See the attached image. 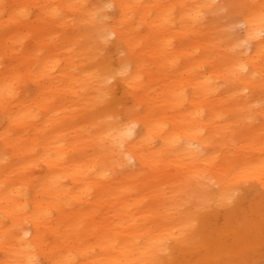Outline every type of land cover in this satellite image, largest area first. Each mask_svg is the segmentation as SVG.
<instances>
[{"label":"bare ground","instance_id":"6f19581e","mask_svg":"<svg viewBox=\"0 0 264 264\" xmlns=\"http://www.w3.org/2000/svg\"><path fill=\"white\" fill-rule=\"evenodd\" d=\"M109 4L116 8L104 7ZM36 5L46 6L39 27L31 16ZM262 5L264 0H0V264H26L31 255L47 262L54 252L68 264H201L238 245V236L213 239L203 229L195 230V239L207 244L189 245L181 238L188 230L181 209L191 197L216 204L241 193L229 213L239 228L246 196L259 207ZM96 13L100 19H93ZM105 30L123 35L125 47L134 42L147 77L132 90L140 92L146 110L133 117L135 142L127 153L135 166L117 163L120 121L99 123L106 119L97 99L103 85L90 75L100 67L91 50ZM53 57L56 64L45 75L41 62ZM109 57L119 64V44L110 46ZM6 77L20 96L7 122ZM120 95H126L123 85ZM146 117L159 146L138 155ZM172 137L179 139L169 146ZM198 149L201 159L194 158ZM213 215L222 222L223 207ZM105 233L111 234L108 243L101 242ZM153 241L163 243L153 249ZM259 256L257 251L254 258Z\"/></svg>","mask_w":264,"mask_h":264},{"label":"snow or ice","instance_id":"6c2138e0","mask_svg":"<svg viewBox=\"0 0 264 264\" xmlns=\"http://www.w3.org/2000/svg\"><path fill=\"white\" fill-rule=\"evenodd\" d=\"M45 5H36L35 11L31 12V16L37 18L36 26H40ZM106 8H116V5H105ZM120 7H124L121 5ZM234 9H241L245 5H233ZM5 15L8 14V6H5ZM227 11V9H224ZM24 12L19 13L20 18H23ZM59 15V13L57 14ZM98 13L93 14V19H100ZM259 23L264 29V5L261 6L259 16ZM264 37V30L259 33ZM54 38V37H50ZM99 43L94 45L91 54L95 57L97 63L100 65L95 73L90 75L95 77L98 82H102V88L99 91L97 99L103 104L105 109V120L99 123L103 125L107 121H120V135L116 140L115 146L118 147L120 159L117 163L120 167L135 166L136 160L127 153L128 146L135 142L133 138V130L137 124L133 122V117L145 115L146 110L139 101L140 92H133L132 90L138 86L144 85L147 77L142 74L137 59L139 48L133 50L134 42H129L125 47L123 35L118 36L115 31L105 30L99 36ZM246 43V42H245ZM119 44L120 61L119 64L114 62L109 57L111 45ZM261 66L264 67V49L261 50ZM43 66V73L45 75L51 74V69L56 64V59L50 58L47 62H41ZM38 65L37 71H40ZM240 70L246 72L247 69L243 64L240 65ZM9 75H12L11 73ZM255 79V76L253 77ZM121 85L124 86L125 96L120 95ZM259 87L262 94H264V73L259 77ZM131 97V98H129ZM20 99L19 93L16 90L15 82L9 81L6 77L5 85L2 90V103L4 110L5 121L12 120L15 113L10 111V106L17 103ZM264 108V104L261 105ZM152 121L146 117L144 127L147 132L142 135L140 141L142 147L138 149V155L142 152H152L159 146V141L152 135ZM178 137H172L167 141V145L176 144ZM198 155L194 156L196 159H201L205 155L198 149ZM142 160L159 159V156L141 157ZM111 173H105V176H110ZM241 193H236L230 197L226 202L214 204L205 199H197L191 197L187 199L182 211L187 212L186 224L188 230L181 232V238L191 246L202 247L207 244L206 240L195 239L197 232L195 230L203 229L210 238L223 239L226 235H235L239 237L238 245L226 247L220 250L218 258L201 261V264H264V193L259 203V207L253 203L246 212L245 221L239 228L235 226L229 215L234 201L239 198ZM218 207H223L224 215L221 218L216 217L213 213ZM84 225L81 224L80 227ZM110 233H105V239L102 243L110 242ZM151 239V237H148ZM162 241H153L150 247L153 249L162 244ZM164 251V249H160ZM35 251V249H32ZM259 251L261 258L259 260L254 258L255 253ZM60 254L54 252L50 259L45 262L40 260L37 256L31 255L28 257L26 264H68L64 259L59 258ZM120 264H125L121 261ZM128 264H134L129 261ZM151 264H161L160 261H152ZM163 264H178L175 260L164 261Z\"/></svg>","mask_w":264,"mask_h":264},{"label":"rangeland","instance_id":"374dc122","mask_svg":"<svg viewBox=\"0 0 264 264\" xmlns=\"http://www.w3.org/2000/svg\"><path fill=\"white\" fill-rule=\"evenodd\" d=\"M241 27V26H240ZM239 26H235L234 30L236 32H240L239 29H241ZM257 185V184H255ZM254 203V201L252 200V198L249 196H246V198L243 200V207H245L246 210L249 209V207ZM237 216H240V215H237ZM261 258V256H259ZM260 258H256L257 260H259Z\"/></svg>","mask_w":264,"mask_h":264}]
</instances>
